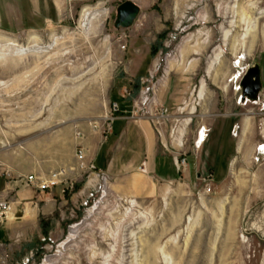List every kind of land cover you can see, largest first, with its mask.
<instances>
[{
	"label": "rangeland",
	"instance_id": "rangeland-1",
	"mask_svg": "<svg viewBox=\"0 0 264 264\" xmlns=\"http://www.w3.org/2000/svg\"><path fill=\"white\" fill-rule=\"evenodd\" d=\"M125 1H65L41 27L25 25L21 6L13 21L4 13L0 138L13 145L66 127L105 132L124 92L181 170L137 192L85 173L60 235L0 264H264V0H157L117 29ZM255 64L259 100L243 102L240 79Z\"/></svg>",
	"mask_w": 264,
	"mask_h": 264
},
{
	"label": "crops",
	"instance_id": "crops-1",
	"mask_svg": "<svg viewBox=\"0 0 264 264\" xmlns=\"http://www.w3.org/2000/svg\"><path fill=\"white\" fill-rule=\"evenodd\" d=\"M65 1L78 5L95 0H7L8 8H0V23L6 17L13 21L21 6L25 25L33 27L26 22L35 21L41 27L47 19L61 14ZM129 1L146 10L157 3ZM128 96L124 92L114 96L119 101L112 103L118 105L119 111L105 132L85 127L79 134L77 128L66 127L13 145H6L0 138V200L8 203L6 217L0 221V261L13 259L36 239L60 235L67 211L83 191L78 184L87 172L93 184L99 182L98 173L102 172L135 187V192L143 182L147 186L149 180L174 179L179 174L178 160L159 151V139L151 122L134 115L136 107L128 105ZM239 148L240 142L238 151ZM82 150V165H94L95 171H85L80 166L77 152ZM52 174H58V183L47 191L38 189L37 185ZM30 176L37 179L32 184L27 182Z\"/></svg>",
	"mask_w": 264,
	"mask_h": 264
},
{
	"label": "water",
	"instance_id": "water-1",
	"mask_svg": "<svg viewBox=\"0 0 264 264\" xmlns=\"http://www.w3.org/2000/svg\"><path fill=\"white\" fill-rule=\"evenodd\" d=\"M141 13L140 7L132 2L125 1L121 3L116 10V19L114 27L119 29H128L132 27ZM242 90L241 100L257 102L262 89L261 67L255 64L250 67L240 79Z\"/></svg>",
	"mask_w": 264,
	"mask_h": 264
},
{
	"label": "built area",
	"instance_id": "built-area-1",
	"mask_svg": "<svg viewBox=\"0 0 264 264\" xmlns=\"http://www.w3.org/2000/svg\"><path fill=\"white\" fill-rule=\"evenodd\" d=\"M238 74L241 76L240 73H238ZM240 76H239V78H240ZM238 79H237V81H238ZM236 82H234V83L236 84ZM238 89L241 90V87L239 86ZM146 92H148V90ZM118 111H119L118 105L116 103H112L110 106V109H109V113H108L109 116L107 115L108 126L114 121L115 115ZM83 158H84L83 152L79 151L78 152V159H80L82 161ZM183 162H184V160H183ZM88 168L91 171L95 170L94 165H90ZM100 177L104 180V182L107 181V176L105 174H101ZM36 180L37 179L35 177L30 176L27 179V182H28V184H32ZM57 183H58V174H52L49 180L39 183L37 185V187H38V189H40L42 191H47L51 187L55 186ZM210 191H211V187H208V192H210ZM7 211H8V203L0 200V221L6 217Z\"/></svg>",
	"mask_w": 264,
	"mask_h": 264
},
{
	"label": "bare ground",
	"instance_id": "bare-ground-1",
	"mask_svg": "<svg viewBox=\"0 0 264 264\" xmlns=\"http://www.w3.org/2000/svg\"><path fill=\"white\" fill-rule=\"evenodd\" d=\"M83 17H85V19L86 20H89V13H87V11L85 10V16H83ZM93 19V18H92ZM229 27V26H228ZM225 29V28H224ZM222 30V29H221ZM223 34H224V36H223V39L225 40V36H226V34H227V30H223ZM223 40V41H224ZM20 51V50H19ZM21 52L23 53V52H26V49L24 48H21ZM216 62H217V58H214V57H212L211 56V58L209 59V61H208V65H207V72H209L210 70H211V67L214 65V64H216ZM200 98V97H199ZM243 102H245V101H243ZM253 103V102H252ZM187 123H183V126H185ZM205 132V131H204ZM204 132H203V134H202V136H201V139L204 137ZM180 133H181V131H180ZM201 139H200V141H201ZM243 146H242V142H240V148H239V150H241V148H242ZM105 184H107V182H105ZM95 209V208H94ZM93 209V210H94ZM93 212V211H92ZM79 225H75V226H73L72 227V229H75V228H77ZM128 241H130V240H127L126 242H128ZM125 242V243H126ZM131 244H126L124 247H126V246H130ZM135 248V247H134ZM127 251H130V250H127ZM131 256V255H130ZM132 256H133V254H132ZM163 256V255H162ZM126 257V256H125ZM136 257V256H135Z\"/></svg>",
	"mask_w": 264,
	"mask_h": 264
}]
</instances>
